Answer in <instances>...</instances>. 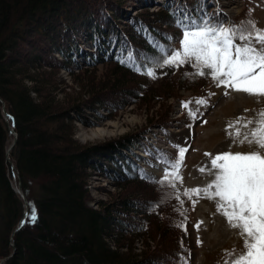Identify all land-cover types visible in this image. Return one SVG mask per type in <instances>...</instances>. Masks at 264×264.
<instances>
[{"label": "trees", "instance_id": "obj_1", "mask_svg": "<svg viewBox=\"0 0 264 264\" xmlns=\"http://www.w3.org/2000/svg\"><path fill=\"white\" fill-rule=\"evenodd\" d=\"M143 1L129 0L131 7ZM124 2L0 0L1 264H177L179 256L185 258L186 250L175 230L183 219L181 211L166 210L164 205L161 211L152 208L160 200V186L141 179L139 158H133L132 145L140 139L126 136L114 142L79 145L72 138V123L75 119L81 122L84 108L111 111L129 102L147 107L165 98H179L181 90L194 91L197 85L191 88L188 76L169 87L151 89L149 77L117 58L129 51L151 54L152 40L168 46L166 31L178 28L172 13L187 11L199 17L206 12L210 16L207 6L212 0H182L175 7L173 0H163L153 13L133 15L125 10ZM79 23L84 31L78 38L72 35L74 24ZM33 27L39 29L35 39L30 35ZM21 41L36 43L37 57L33 52L31 62H19L13 56ZM102 66L109 68L105 76H86V71ZM73 68L80 73L73 74ZM60 71L80 88L76 97L63 93L69 87L57 76ZM58 93L63 94L60 100ZM38 121L43 125H35ZM11 131L14 142L9 141ZM110 152L116 153L113 165L94 161ZM101 166L118 193L109 203L92 208L87 180L90 171L100 172ZM138 202L147 209L144 231L141 223H134L143 210ZM32 209L34 222L29 218ZM144 239L147 250L134 253L135 244ZM168 244L166 251L161 250ZM157 245L156 251L151 250Z\"/></svg>", "mask_w": 264, "mask_h": 264}, {"label": "rangeland", "instance_id": "obj_2", "mask_svg": "<svg viewBox=\"0 0 264 264\" xmlns=\"http://www.w3.org/2000/svg\"><path fill=\"white\" fill-rule=\"evenodd\" d=\"M67 1L68 4H75L81 0ZM162 1L145 0L143 4L131 7L130 4L132 3L127 0V2H124V8L132 15L140 11H146L149 14L160 9L157 5ZM181 2L182 0H173L174 7ZM207 7L210 17L215 20H224L225 23L234 24H239L242 20L248 18L247 14L249 9H252L251 19L257 22L259 28L264 29V0H212V3L208 4ZM52 22L55 25V20ZM74 25L75 32L72 36L79 38L84 31L83 26L80 23ZM33 29L34 32L33 30L30 32L31 39H35V33L39 30H35L34 27ZM177 29L171 27L169 31H166L168 37H173L171 42L168 40V46L180 49L182 32L180 29ZM90 33L91 30L88 31L87 36ZM32 41L35 42V40ZM32 41L31 43L23 41L18 43L19 46L15 49L13 56L19 62L25 60L31 62L33 60V52L34 56L37 57L34 51V44L36 43H32ZM82 41L86 42L85 36ZM54 56L59 59L56 53ZM75 69L73 68L72 70L73 74L80 73L79 70ZM108 70L109 68L107 66H102L94 70L86 71L87 73H85L88 74L86 76L100 78L105 76ZM193 71L194 69L190 64L183 65L179 68L165 67L158 71L157 76L159 78H149L147 83L154 90L160 87H169L174 81L183 78V76L186 77V73H192ZM205 71L207 72V70ZM57 76L69 87L63 89V93H66L70 97H76L81 90L74 84L75 81L73 82V79L66 75L64 71H60ZM190 79L193 82L191 88L195 84L197 85L194 91L181 90L178 92L180 94L179 98H165L159 102H151L147 107L137 102H129V104L116 110L112 109L111 111L108 109H99L94 112L84 108L80 116L82 119L81 122L75 119L72 123L74 126L72 131L73 140L79 145H85L114 142L126 136L139 138L140 142L133 143L132 145L133 158L137 156L140 159L137 160L139 161L137 163L139 167L150 178H155V180L161 179L164 175L165 165L162 163V160L165 154L167 158L174 159L178 154L174 146L180 145L186 147L188 150L184 155L183 165L179 170V174L183 177V182L181 183L180 180H176L177 189L182 193L184 189L202 188L206 186L214 178L208 174L207 168L211 166V159L217 153L228 151L230 147L233 152H245L249 150L247 145H232V140L225 131L229 121H233L239 116H254L255 110L264 106V103H257L256 97L248 96L245 93L235 92L231 89H226L224 86L217 87L210 76H196ZM171 89L173 90L171 92L173 94L174 89ZM225 91H228V96H225ZM62 95V93H58L56 96L57 99L60 100ZM119 96L121 99L125 98L123 95ZM197 98H205L207 100L206 106L200 107L196 105L195 100ZM181 101H192L193 103L188 108H185L181 106ZM107 105L108 107L110 106L109 103ZM197 107L200 108L199 113H197V118L190 119L188 115L189 108L195 111ZM245 109L249 111L245 112ZM4 119L6 120V118ZM204 121H207V123H204ZM35 125L42 126L43 123L38 121ZM11 134L12 137L9 138V141L14 142L13 132ZM205 153H211L212 156H206ZM110 154L111 152L99 155L94 161L98 165H106L107 163L113 165L117 161L115 159L116 153ZM111 159L114 161L110 162ZM202 167L206 169L203 173L199 171ZM100 169L102 170L100 172L90 171V176L87 180V188L89 191L88 205L92 208H96L99 203H109L113 200L114 195L118 193V189L111 184L113 181L105 175L104 167L101 166ZM11 181L14 183L13 177H11ZM166 190L172 191L171 189ZM162 191H165V189L158 187V192L162 194ZM133 197L139 199L141 196L135 194ZM181 200L184 201L183 205L175 199H172L161 204L156 211H161L162 209L160 207L163 205L166 210H186L188 216L186 224L187 235L181 228L176 226L183 219L175 225V230L180 245L181 241H183L186 250L184 255L188 260V264H218V261L222 260L224 250H230L234 247L240 248L242 246L243 241L237 232L230 230L225 217L217 213L215 201L203 198V193L199 197L193 195L191 200L181 195ZM193 201H196L195 207H193ZM137 206H140L143 210H141L142 214L137 216L134 223H141L140 225H142L144 231L147 226L143 220L147 209L139 202ZM164 212L167 211L164 210ZM200 221H203V223L200 226V230L197 231L195 225ZM116 231L115 229V234H117ZM127 233L131 234L132 232ZM198 235L202 241L201 246H197L196 243ZM147 245L149 244L145 239L138 241L135 244L134 253L139 254L142 251H146ZM158 246L155 248L152 247L151 250L156 251ZM169 247L168 244L161 250L166 251ZM189 252L191 253L190 257L188 255Z\"/></svg>", "mask_w": 264, "mask_h": 264}, {"label": "snow or ice", "instance_id": "obj_3", "mask_svg": "<svg viewBox=\"0 0 264 264\" xmlns=\"http://www.w3.org/2000/svg\"><path fill=\"white\" fill-rule=\"evenodd\" d=\"M251 14L252 9H249L248 18L234 24L216 21L206 12L199 17L191 16L187 11L173 12L175 25L182 32L180 49L152 40L151 54L129 51L126 56L118 57V62L151 79L159 78L158 71L165 67L179 68L190 64L194 71L185 74L190 78L210 76L217 87L245 93L256 97L257 103H264V29L257 26ZM167 39L171 42L173 37ZM224 94L229 95L228 91ZM192 103L181 101V106L188 108ZM195 104L204 107L207 100L197 98ZM199 110V107L195 111L189 108V118L196 119ZM225 131L233 146L247 145L249 150L233 152L230 147L228 151L217 153L207 168L208 174L214 178L206 186L184 189L182 193L177 189L176 180L183 182L179 170L188 150L180 145L174 146L178 153L174 159L165 154L161 179L150 178L143 174V170L141 179H151L165 189L157 204L152 205L153 209L172 199L183 205L181 195L191 200L193 195L199 197L203 193V198L216 202L217 213L225 217L229 229L235 230L243 241L240 248L224 250L218 264H264V106L255 110L252 117L239 116L229 121ZM205 155L212 156L211 153ZM205 170L203 167L199 169L202 173ZM192 203L195 207L196 201ZM180 215L183 220L176 226L187 235L186 210ZM29 218L35 221V209ZM202 223L195 225L197 231ZM196 243L197 246L202 244L199 235ZM188 255L190 257L191 253ZM177 264H188V260L179 256Z\"/></svg>", "mask_w": 264, "mask_h": 264}, {"label": "bare ground", "instance_id": "obj_4", "mask_svg": "<svg viewBox=\"0 0 264 264\" xmlns=\"http://www.w3.org/2000/svg\"><path fill=\"white\" fill-rule=\"evenodd\" d=\"M11 140V139H10Z\"/></svg>", "mask_w": 264, "mask_h": 264}]
</instances>
